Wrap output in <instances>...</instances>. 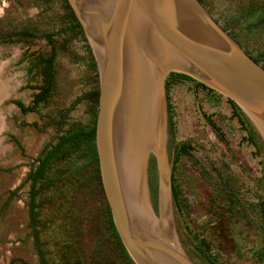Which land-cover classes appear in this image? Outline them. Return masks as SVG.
I'll list each match as a JSON object with an SVG mask.
<instances>
[{
    "label": "rangeland",
    "instance_id": "rangeland-1",
    "mask_svg": "<svg viewBox=\"0 0 264 264\" xmlns=\"http://www.w3.org/2000/svg\"><path fill=\"white\" fill-rule=\"evenodd\" d=\"M200 4L264 70V0ZM73 16L66 0H0V264H42L29 228L26 177L60 137L90 129L97 118L98 72ZM165 88L177 228L211 264H263L258 139L251 142L217 93L173 80ZM86 154L75 146L39 184L38 247L47 264H125L110 232L99 163L87 165Z\"/></svg>",
    "mask_w": 264,
    "mask_h": 264
},
{
    "label": "water",
    "instance_id": "water-1",
    "mask_svg": "<svg viewBox=\"0 0 264 264\" xmlns=\"http://www.w3.org/2000/svg\"><path fill=\"white\" fill-rule=\"evenodd\" d=\"M66 1L98 72L100 179L127 256L133 264H211L173 215L166 80L184 75L231 101L264 153V70L198 0Z\"/></svg>",
    "mask_w": 264,
    "mask_h": 264
},
{
    "label": "trees",
    "instance_id": "trees-1",
    "mask_svg": "<svg viewBox=\"0 0 264 264\" xmlns=\"http://www.w3.org/2000/svg\"><path fill=\"white\" fill-rule=\"evenodd\" d=\"M200 2V0H199ZM73 27L76 30H81L80 25L78 24L75 17H72ZM173 80L174 82H190L192 83L197 89H201L203 91L210 92L212 94H215L210 89L204 87L201 84L196 83L192 79H190L187 76L180 75V74H171L166 81V87L167 83ZM228 104L232 108V111L234 112L235 116L239 119V122L245 126L248 131L251 138V142L253 144H257V138L254 132V129L248 122V120L244 117V115L240 112V110L231 102L228 101ZM95 126H96V119L93 124V126L88 130H71L67 132L64 136L60 137L58 142L48 151L43 153L38 159H37V167L33 170H31L27 177L26 182L30 184V199H29V206H28V218H29V228L32 234V237L34 239V244L37 248V253L41 257L42 264H47L44 261V256L42 255V251L40 250V247H38L39 244V237H38V208L39 205L36 203V198L39 195V184L44 180L45 175L50 171L51 167L55 165L59 160L63 159L65 155L70 154L73 149H75V146L82 145L85 146L87 149V159L88 164L87 165H98V158L96 153V147H95ZM186 146L184 144L179 145V150L186 151ZM97 177H99V172L97 174ZM73 181H76L77 179L72 178ZM99 180V178H98ZM100 182V180H99ZM98 182V183H99ZM100 187V184H99ZM262 222L264 224V203H262ZM108 214V223L110 226V232L111 235L115 241L116 247L119 251V254L125 264H133L129 257L127 256L120 239L116 233V230L114 228L112 218L110 215V211H107ZM204 242L199 243V250H202L204 253H206V250H204ZM43 256V257H42ZM209 258V257H208ZM208 260V259H207ZM262 264V263H261Z\"/></svg>",
    "mask_w": 264,
    "mask_h": 264
},
{
    "label": "crops",
    "instance_id": "crops-1",
    "mask_svg": "<svg viewBox=\"0 0 264 264\" xmlns=\"http://www.w3.org/2000/svg\"><path fill=\"white\" fill-rule=\"evenodd\" d=\"M2 55V51H1V48H0V56ZM0 63H1V65H0V70H1V68H2V64H3V59L2 60H0ZM3 89L2 88H0V97H3L4 96V94L2 93L3 91H2ZM5 90V89H4ZM12 110H13V106H11L10 107V112H12Z\"/></svg>",
    "mask_w": 264,
    "mask_h": 264
},
{
    "label": "bare ground",
    "instance_id": "bare-ground-1",
    "mask_svg": "<svg viewBox=\"0 0 264 264\" xmlns=\"http://www.w3.org/2000/svg\"><path fill=\"white\" fill-rule=\"evenodd\" d=\"M171 199H172V197H171Z\"/></svg>",
    "mask_w": 264,
    "mask_h": 264
}]
</instances>
